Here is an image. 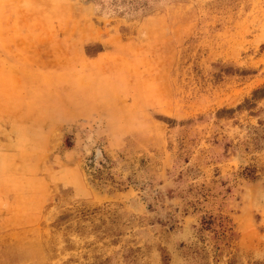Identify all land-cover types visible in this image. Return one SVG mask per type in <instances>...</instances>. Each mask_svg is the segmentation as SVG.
I'll return each instance as SVG.
<instances>
[{
  "label": "rangeland",
  "instance_id": "1",
  "mask_svg": "<svg viewBox=\"0 0 264 264\" xmlns=\"http://www.w3.org/2000/svg\"><path fill=\"white\" fill-rule=\"evenodd\" d=\"M263 86L264 0H0V264H264Z\"/></svg>",
  "mask_w": 264,
  "mask_h": 264
},
{
  "label": "trees",
  "instance_id": "2",
  "mask_svg": "<svg viewBox=\"0 0 264 264\" xmlns=\"http://www.w3.org/2000/svg\"><path fill=\"white\" fill-rule=\"evenodd\" d=\"M98 52H101V51H98ZM263 97H264V86L262 88L254 90L252 92L251 99L245 100L244 103L242 105H239L236 109H222L219 112H217V116L231 115L235 111L241 110L242 108H250L252 101L262 99ZM166 121H168V123L170 124L173 123L171 120H166ZM203 223H206V222H203Z\"/></svg>",
  "mask_w": 264,
  "mask_h": 264
}]
</instances>
